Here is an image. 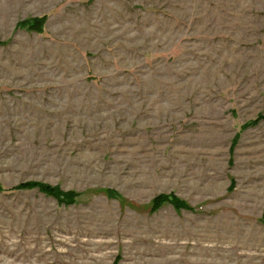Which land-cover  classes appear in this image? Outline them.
I'll return each instance as SVG.
<instances>
[{
  "label": "rangeland",
  "instance_id": "374dc122",
  "mask_svg": "<svg viewBox=\"0 0 264 264\" xmlns=\"http://www.w3.org/2000/svg\"><path fill=\"white\" fill-rule=\"evenodd\" d=\"M260 114L264 0H0V264H264Z\"/></svg>",
  "mask_w": 264,
  "mask_h": 264
},
{
  "label": "trees",
  "instance_id": "16d2710c",
  "mask_svg": "<svg viewBox=\"0 0 264 264\" xmlns=\"http://www.w3.org/2000/svg\"><path fill=\"white\" fill-rule=\"evenodd\" d=\"M46 22V18H34L30 20L23 21L19 24L21 28H26L28 32H32L35 34H41L43 32V26ZM264 120V115L260 114L255 118L254 120L250 121L248 124L245 125L244 129L248 127H255L259 124L260 121ZM237 140H234L235 142ZM232 150L230 148V156H231ZM37 190L38 192L53 198L55 201H57L59 204H62L64 206H69L72 204H75V199L77 198L78 194L75 192H65L61 190L59 186H52L47 183L42 182H25L17 185L16 187H12L7 189V191L11 192H19L23 190ZM2 189H0L1 191ZM106 194L109 198H116L118 197V193L114 190H106ZM163 204H169L171 205L175 210H185L193 212V209L188 206L184 201L180 200L176 196L170 194V195H158L152 200V204L150 207V211L153 213L161 208ZM262 220V219H261ZM262 224L264 226V214H263V220ZM119 259V257L117 258Z\"/></svg>",
  "mask_w": 264,
  "mask_h": 264
}]
</instances>
